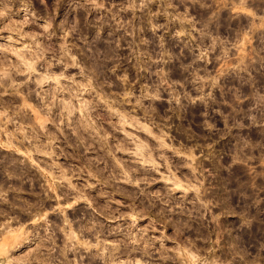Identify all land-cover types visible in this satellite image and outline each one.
Returning a JSON list of instances; mask_svg holds the SVG:
<instances>
[{
	"label": "clouds",
	"instance_id": "clouds-1",
	"mask_svg": "<svg viewBox=\"0 0 264 264\" xmlns=\"http://www.w3.org/2000/svg\"><path fill=\"white\" fill-rule=\"evenodd\" d=\"M19 3L25 15L17 26L0 0V20L21 36L13 41L9 35V43L0 45V52L14 51L18 59H0V108L11 105L21 88L35 92L46 117L68 131V147L84 162L80 171L114 191L101 204L85 195L91 185L72 183L80 172L71 165L56 166L55 176L50 167L49 182L37 194L64 204L57 219L49 220V212L36 210L19 195L36 191L37 177L25 160L0 158V264H264V0H127L115 10L104 0ZM61 4L69 10L63 15L56 12ZM129 10L130 19L121 16ZM29 23L35 26L33 37L53 42L45 48L37 41L38 55L32 44L13 47L28 37L23 26ZM176 23L166 49L163 34ZM142 32L150 34L152 45L144 52L135 39ZM196 34L199 43L193 46ZM220 63L226 66L222 73ZM54 64L60 66L56 73L51 72ZM69 68L76 71L66 74ZM145 71L158 79L151 88L147 83L134 88ZM49 83L53 87L46 91ZM85 91L93 100L104 98L109 119L118 118L115 131L127 140L104 130L98 105L83 99ZM125 127L146 133L155 143ZM117 149L132 158L126 166L116 161ZM166 150L183 156L180 167L189 171L183 181L172 175L149 190L155 183L152 174L161 168L157 161L168 163ZM89 152L96 154L91 162ZM122 183L130 186L123 191L133 197L131 214L112 208L120 203L111 196ZM49 188L63 195L50 196ZM104 195L102 187L97 196ZM69 208L75 229L65 214ZM146 216L150 229L138 227ZM157 222L171 227L172 235H149Z\"/></svg>",
	"mask_w": 264,
	"mask_h": 264
},
{
	"label": "rangeland",
	"instance_id": "rangeland-1",
	"mask_svg": "<svg viewBox=\"0 0 264 264\" xmlns=\"http://www.w3.org/2000/svg\"><path fill=\"white\" fill-rule=\"evenodd\" d=\"M7 3L8 8L11 10V21L12 24L19 26L22 23V18L25 15L23 11H18L20 8L19 0H5ZM127 0H104V6L113 7L115 10L114 5H125ZM39 7V5H36ZM154 11L160 10V5L154 4L153 6ZM65 11H69L66 6L63 4L58 5L56 12L59 15H63ZM227 12V9L223 10ZM71 15V13H69ZM239 14H243L242 10H240ZM96 13H93L95 16ZM138 17L140 13L136 14ZM121 16L125 19H130L132 17V12L129 10L126 13H121ZM160 23H165V19L163 16L157 18ZM139 24V21H137ZM35 26L31 23L23 26V32L28 33V37L23 38L22 43H14L13 47L16 50H22L25 44H32L33 45V53L37 55L39 53L36 52L35 43L39 41L42 47L47 48L49 44H52V41H45L43 36L36 35L33 37L32 32L30 31ZM179 27V24H172L169 26V32L164 33V45L167 49L168 44V37L171 36L172 32L176 31ZM11 25L6 21L0 20V45H5L9 43L6 37L12 35L13 41H17L21 39V36L16 35L14 32L10 31ZM40 30H37V33ZM29 37H32L31 39ZM196 40L194 41V45L199 43L198 34H196ZM129 40L132 39L131 36L128 37ZM136 43L141 45L140 51L144 52L150 50L152 45L150 43L151 36L146 32H142L137 35ZM53 47L55 45L53 44ZM123 47L127 50V45L123 44ZM185 54L191 58V54L188 52V49H184ZM21 55L24 56L25 59H29L31 54L26 51H21ZM3 56H7L11 62L17 63L18 59L14 51L9 52H0V59ZM46 59H52V52L47 51L45 53ZM43 62V61H42ZM39 67V66H38ZM60 66L53 65L51 72L56 73L58 72ZM165 68V75H167V66H163ZM225 65L220 63L217 65L218 72L225 71ZM76 71L73 68H69L66 72L70 73ZM143 79L137 80L133 87L139 88L142 84L147 83L149 88L152 87L153 83L158 79L156 76H153L150 72H142ZM20 79H23L21 77ZM80 80V77H77ZM27 87L35 88V85H28ZM53 87L51 83L45 85V90L47 91L48 88ZM21 95L12 97L13 103L11 105H6L3 108H0V125L2 124V128L0 126V158L7 157V158H15L17 160H25L27 166L30 168L31 172L37 177V183L35 185L36 191L33 193L28 192H21L19 195L21 197H25L28 200V203L35 205L36 210L40 212H49V220L57 219L58 215H60L59 206L64 204L63 200H52L48 199L47 197H41L37 193L42 191V185H45L49 182V168L51 167V175L55 176L58 174V168L63 167L65 169L69 168L71 165L74 171L80 172V178L72 179V183L80 186L85 183L91 185L89 189L85 191V195H89L92 197H97L98 202L103 204L105 199L110 196L114 189L110 186H104L101 184L99 179H93L91 177H85L83 171H80L84 167V162L80 159L75 158V152L72 147H68V144L71 142V138L69 136L68 131L65 130L64 125L61 124L59 127L56 126L49 118L45 115V110L43 109V105L41 101L36 98L35 92L29 94L25 88H21ZM95 95V94H93ZM167 94L165 93V96ZM193 95L195 93L193 92ZM63 98L67 99V94H63ZM5 100L9 99V97H5ZM83 99L85 101H91V103L98 105L97 113L101 115L102 120L105 122L103 123V128L105 131L109 133H113L117 140L121 142L127 140V137L124 135L123 132L115 131L113 125L117 123L118 118L113 117L109 119L108 113V103L105 102L104 98L96 97V99H92L89 96L88 92L85 91ZM73 103H81L80 101H73ZM134 103V102H133ZM147 103V102H145ZM130 112L132 110V105L125 106ZM53 113L55 110H52ZM97 113H92L93 118L95 119ZM135 115L138 117H143V112L137 110ZM143 122V121H142ZM99 123V122H98ZM9 129V131H8ZM23 129V130H22ZM5 130V132H4ZM12 133L14 136L12 137V144H8V132ZM21 130V131H20ZM125 132L131 133L133 136H138L140 139L145 140V142L154 144L155 141L152 140L151 137H148L144 132H137L135 128H127L124 129ZM7 132V133H6ZM15 133V134H14ZM230 137L225 136L223 137V142H227ZM129 145H126V147ZM177 147H182L181 145H177ZM63 151L64 154H61ZM94 152H89V160L90 162L94 160L95 157ZM166 155L168 157V163L165 166L163 162L157 161L161 164V168L159 172H154L152 174V178L155 180V183L150 184L149 190L159 187L161 184L164 183L166 179H170L172 175L175 176L176 179L183 181L185 179V174L188 173V169L180 167V162L184 159L183 156L174 155L172 151L166 150ZM116 161L123 163L125 166L127 162L132 159L128 156V154L120 149H117L115 152ZM101 168H104L105 165L103 163L100 164ZM133 167H137L133 165ZM94 170V169H93ZM71 175V173H68ZM107 175V173H105ZM191 178L190 176L188 177ZM104 188V196H97L100 193L101 188ZM121 191L117 192L115 195H112L111 198L119 201V204H113L112 208H118L120 212H127L129 214L132 213V208L130 205L133 203V197L125 195L123 190H130V186L126 184L120 185ZM49 195L59 198L63 195L62 191L60 190H53L49 188ZM135 203L139 206L140 200H136ZM81 206V205H78ZM53 207H56V211H52ZM139 207L137 208V211ZM67 217L70 220H73V209L69 208L66 213ZM153 219H155L153 217ZM103 220V217H101ZM105 223H111L110 221H105ZM116 223H124L122 221H117ZM152 221L146 216L145 219L140 220L138 222V227L150 229V224ZM170 224V221L168 222ZM78 227V225L73 220V229ZM135 231V230H134ZM163 232L164 235L171 236L172 229L168 227L165 223L157 222L156 228L154 231L150 230L149 235H160ZM108 239L110 241L116 240L115 236H109ZM169 245H171V240L168 241ZM135 255V254H134ZM71 259V257H69Z\"/></svg>",
	"mask_w": 264,
	"mask_h": 264
},
{
	"label": "bare ground",
	"instance_id": "bare-ground-1",
	"mask_svg": "<svg viewBox=\"0 0 264 264\" xmlns=\"http://www.w3.org/2000/svg\"><path fill=\"white\" fill-rule=\"evenodd\" d=\"M0 121H1V120H0ZM0 126H1V128H2V124H1ZM22 130H23V129H22ZM6 131H7V130H6ZM8 131H9V129H8ZM8 131H7V132H8ZM20 131H21V130H20ZM0 132H1V131H0ZM4 132H5V130H4ZM7 132H6V133H7ZM14 134H15V133H14ZM8 136H9L8 144H10V143L12 144V142H13V141H12V137H13L14 135H13L12 133L8 132Z\"/></svg>",
	"mask_w": 264,
	"mask_h": 264
}]
</instances>
